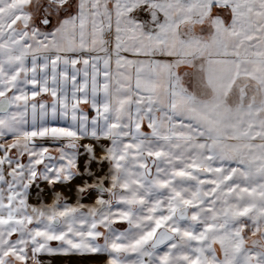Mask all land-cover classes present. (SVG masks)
Wrapping results in <instances>:
<instances>
[{
  "label": "crops",
  "instance_id": "crops-1",
  "mask_svg": "<svg viewBox=\"0 0 264 264\" xmlns=\"http://www.w3.org/2000/svg\"><path fill=\"white\" fill-rule=\"evenodd\" d=\"M31 1L3 0L0 10L4 11L1 10L0 17L5 14V21L0 20V25L2 22L7 25L15 17L26 21L30 15L25 5ZM68 1L71 0H54L61 5ZM77 6L81 12L77 13L75 23L64 21L55 40H38L31 28L25 32L19 30L20 33L12 36L13 41L23 46L28 43L31 51L44 53L46 57H86L92 50L94 71L98 75L94 83L95 104L102 113L105 108L110 117L122 116L125 121L130 117L135 123H144L142 131L145 133L149 132L146 118L151 116L155 130L165 138L163 144L171 163L155 157L151 159L152 155L147 152L138 157L132 156L126 146L113 143L121 149L125 161L119 164L117 159L109 160L110 170L114 169L109 191L112 202L90 207L92 201L79 203V193L71 196L63 190L42 199L38 207L52 212L51 219L42 225L47 233L45 244L49 239L53 245L57 243L52 239L53 233L48 231L52 221H56L54 228L57 236L66 224L68 230H72L74 221L71 218L76 214L81 216V221L76 222L77 227L84 220H93L90 212L97 216L94 223H102L100 216L109 219L111 210L120 207L122 193L129 202V211L118 218L128 219L134 212L139 218L134 223L143 225L149 222L152 213H144L141 201H150V189L146 186L151 178H140V175L134 178L129 174V178L118 180L116 171L119 166L125 171L146 170L147 175L157 168L164 169L168 184L174 187L181 184L183 171L205 170L203 179L207 186H213L208 196L215 194L214 187H219L212 217L229 218L245 211V187L248 185L255 187L252 192L254 201L262 202L264 0H75L74 8ZM6 35L0 33V41L5 42ZM10 54L6 53L5 44L0 47V58L23 56L18 51ZM198 59L202 80L200 94L194 90L192 80L182 81V68L186 67L183 72L190 74V69L197 67ZM103 63L110 65L108 86L102 81V74H107L108 70ZM23 118L0 113V124L22 128L24 124L21 122L30 121ZM97 127H103L102 120ZM108 132L111 133L112 129L109 128ZM10 141H13L12 145H22L24 136H0V147ZM49 152L58 154L56 151ZM97 155L103 159V154L97 152ZM2 157L3 153H0ZM17 157L26 160V156L19 155L18 150L12 148L11 158L15 161ZM137 164L141 167L135 168ZM170 172L171 175H168ZM155 179L160 185V177H154L153 181ZM19 187L20 178L16 172H10L8 165L0 167V264H24L21 254L31 255L32 242L37 235L34 222L43 220V216L33 208L35 201L26 193L17 196L16 189ZM106 187L102 196L108 194ZM119 187L122 192L118 191ZM172 191L178 193L175 188ZM65 198L70 207L64 212L56 210L57 202L63 204ZM64 213L70 217L67 222ZM153 225L151 223L147 231L128 232V238L121 242H118L119 237L109 240L111 234H106L107 226H104L93 233L91 239L97 245H106L102 253H111L107 264H115L119 251L131 254L130 251L135 250L133 245L138 247L140 240L153 231ZM77 242L87 244V236H78ZM158 244L164 245L161 242ZM182 250L188 251V245L179 246L181 257L174 255V264H186L182 261V253H185ZM141 257L142 252L131 264H137ZM44 259L49 260L48 257ZM91 262L89 256L50 258V264ZM29 264L38 262L33 257Z\"/></svg>",
  "mask_w": 264,
  "mask_h": 264
},
{
  "label": "snow or ice",
  "instance_id": "snow-or-ice-1",
  "mask_svg": "<svg viewBox=\"0 0 264 264\" xmlns=\"http://www.w3.org/2000/svg\"><path fill=\"white\" fill-rule=\"evenodd\" d=\"M37 5L39 0H36ZM3 0H0V4ZM54 0H49V5L45 6L46 15L42 16L37 24H33L34 35L38 40L48 41L49 38L55 40L56 33L61 30V26L64 21L71 20L75 23L77 13L81 12L79 6L76 9L71 10L69 14V5L53 6ZM55 17V21L54 18ZM45 68L44 71H48L47 61H55L56 56L44 58ZM87 59V58H86ZM79 63L76 57H68L64 61L65 67L60 69L59 63H57L53 69L54 72L63 71L66 80H70L72 87V96L69 97L67 90L64 91L55 90L52 93L48 92V83L45 79L43 83L39 79H32L30 92L26 91L25 96L31 95L35 98L41 95L51 94L54 97L53 102L39 101L31 105L32 120L29 124L27 120L22 128H17L9 124L5 127L0 124V136H15L23 134L24 143L6 145L0 147V153H3V157L0 158V167L4 165L9 166L10 172L15 171L20 178V187L16 189L17 196L25 194L30 197L36 203L33 208L37 210L38 215L43 216L42 221L34 222L36 227V238L32 242L31 255L21 254L24 260V264H29V261L34 257L38 264H50V258L52 257H70L76 255L78 257L89 256L92 258L91 264H107L109 255L103 254L102 249L106 248V245H97L92 239L91 235L99 230L100 227H106V234L110 233L109 240L119 237V241L126 240L127 233L133 230L140 232L147 231L150 224L154 222L155 215L166 214V212H172L168 217L169 220H176L177 223L183 220L192 219L196 222H200L199 206L203 205L205 211L208 213L211 219V213L215 211L213 203L215 200V194L211 197H206L204 200L197 203H189L190 197L185 198V203L188 205V209L193 211L189 213L187 209H181L179 211H173L171 205L167 209H155L152 207L154 201H141V207L144 213H152L149 222L141 224L138 221L139 218L133 212L129 215L128 219H119L118 217L129 211V202L123 198L125 193H122L121 200L119 201L120 207L118 209L111 210V216L109 219L99 217L103 222L94 223L97 219L96 214L90 212L89 216L93 217L92 221L84 220L77 227L78 221H81L80 214H76L73 219L72 230L69 231L67 224L65 228L61 230L59 236L55 235L54 225L56 221H52V225L48 228L49 232L53 233L52 239H55L57 243L52 244V240L49 239L45 244L47 233L44 231L42 225L51 219L52 212L48 209H41L38 207L40 201L49 196H53L58 190L68 193L71 196H76L79 193L78 202L84 203L85 201H92L90 207H95L102 201V192L106 186H111L112 178L110 170V161L105 155L104 159H101L97 155V152L105 154L108 152L109 147L118 142L119 145L126 146L129 153L132 156L138 157L139 154L147 152L149 155L154 156L157 160H164L165 163L170 164L168 159L167 148L163 144L162 137L157 130H155L152 123L151 116L146 118V125L149 128V132L142 131L145 126L144 123H135L129 117L128 121H125L124 117H110L107 113H102L98 105L93 101L89 105L92 116H88L87 112H81L75 107L76 102L80 101V96L84 95L77 87V80L75 76L77 71L74 69L72 73L67 71V68L73 64ZM56 77L53 75V83H55ZM19 98V97H18ZM71 101V103H70ZM83 102L87 103V100ZM9 105L0 103V113H5ZM71 109V112H70ZM102 120L103 127H97V124ZM64 128L68 130L69 135L63 137H51L44 133L46 129ZM111 128L112 132L109 133L108 129ZM91 134L89 135V130ZM151 136L152 139H145V137ZM71 137H77L75 144L70 143ZM59 141H64L60 143ZM107 141V143H105ZM155 146V147H154ZM16 148L19 155L26 156V160H17L11 158V149ZM159 148L160 150H157ZM49 149H55L57 155H52ZM117 157L114 155L112 160ZM135 168L141 167L137 164ZM156 172L160 177V184L164 187L168 186V181L165 178V170L157 168ZM171 175V173H168ZM91 178V179H89ZM179 193H170L169 199H172L174 195ZM139 195V193H138ZM163 203V200H161ZM87 206V205H86ZM67 199L63 204L57 202L55 209L60 212H64L65 208H69ZM74 212L75 209L72 208ZM70 219L67 213H64V220L67 222ZM203 223H207L204 221ZM116 226H119L118 228ZM175 227V225H173ZM179 228L176 231L179 232ZM83 238L87 236V244H80L77 242V237ZM169 241L174 246L176 243L175 236H169L167 240L161 243L167 244ZM159 244L152 242L149 246L142 249V252L147 253L149 260L145 261V264H173V254L171 251L168 255L160 254L153 260L155 255L154 249L159 248ZM36 249H39L38 251ZM44 257H48L49 260H45ZM258 264H264V252L258 254Z\"/></svg>",
  "mask_w": 264,
  "mask_h": 264
},
{
  "label": "rangeland",
  "instance_id": "rangeland-1",
  "mask_svg": "<svg viewBox=\"0 0 264 264\" xmlns=\"http://www.w3.org/2000/svg\"><path fill=\"white\" fill-rule=\"evenodd\" d=\"M66 4L69 5L68 11L70 14L71 10L75 9V0L68 1ZM48 5L49 0H39L38 5L36 0H32L31 3L25 5V10H27L30 17L24 22L21 21L20 18L18 19V17H15V19L13 18L9 20V24L7 23V25H5L6 23H3L5 21L3 20V15L5 14L0 17V20L3 21L0 25V33L7 34L5 42L0 41V47L3 48L5 44L6 53L10 54L18 51V54H23V56H11V58H9L10 56H6L0 58V98L6 96L11 100V106L5 112L6 115L15 114L17 117L24 116L23 119L28 118V120H30L28 121L29 124L31 123L33 112L31 105L39 101H54V97L51 94L41 95L35 98L31 97V95L25 96V92H30L31 90L32 86L30 81L32 79H39L42 83L46 79L49 93H52L55 90L64 91L66 88L69 97L72 96L73 85L71 81L66 80L63 71H53L57 63H59L60 69L65 67L64 61L68 58L67 56L60 57L55 55V61H47L49 62V70L45 72L44 68L46 61L44 58H47L45 54H36L34 50L31 51L28 43L23 46L22 43L14 42L12 39V36L16 33H20L19 30H22V32L24 30L25 32L26 30H31L33 24L38 25L41 17L46 15L45 6ZM53 6L62 5L54 2ZM1 10L0 12L4 11ZM53 18L55 21V17ZM91 45L92 43H90V46ZM70 57H76V55H70ZM76 58L79 60V63H73L67 68L69 73H72L74 69L77 71V75L75 76V79L78 82L77 87L82 93H84V95L80 96V101L76 102L75 107L81 112H87L88 116H92L89 105L93 103L94 83L98 76L97 74L95 75L94 71L95 59L93 58L92 50H89L86 57L80 56ZM196 62L197 67L193 70L190 69V74H185L183 71L186 67H183V75H181L182 81L189 82L192 80L193 83H195V86L193 85L194 90L196 89L199 91L202 89L201 71L198 66L200 60L198 59ZM103 65L105 67L107 66L108 70L107 74H102V81L104 83L106 82L105 85L108 86L111 77V74H108V72H110V65L106 63H103ZM53 75L56 77L55 83H53ZM105 92L107 95L109 94V90ZM84 100H87V103L83 102ZM105 112L104 108L103 113ZM21 123L25 124V122ZM44 133L51 137H63L69 135L68 130L64 128L46 129L44 130ZM88 134H91V129ZM77 139V137H71L70 143L75 144ZM59 142L64 143V141ZM12 143L13 141H10L7 145H12ZM105 143H107V141H105ZM114 143L117 144L118 142ZM50 150L56 151L55 149H49V151ZM105 155L108 157V160H111L115 155L119 164L125 161L123 152H121V149L117 145L115 146L112 144L109 147V152L102 155L103 159ZM150 158L153 159L154 156H150ZM116 172L118 180L126 177L129 178V174L134 178L139 177V175L140 178L142 176H144V178H151L148 182L150 186L147 185L146 188L150 189L149 198L150 201H154L152 206H155V209H167L168 206L171 205L173 211L187 209L189 213H191L193 210L188 209V205L185 203V198L190 197L189 203H197L199 205L200 200L210 197V195L208 196V193L211 194L213 188V186L209 187L206 185L205 180L203 179L205 170L202 169L183 171L181 175L182 182L175 187L171 184L164 187L161 184L158 185L156 179L153 181L154 177H159L156 170L151 172V175H147L146 170L140 172L131 170L125 171L119 166ZM111 187L112 186L106 187L108 189V194L103 195V199L100 203L110 204L112 202L109 192ZM174 188L178 190L180 197L177 198V195L179 194H176L172 199H169V194L173 193L172 190H174ZM214 188L213 192L216 194L218 192L217 188L219 187ZM245 188L247 206L245 211H242V213L237 216L229 218L211 216L210 219L209 215H206L205 207L203 205L199 206L200 222L188 219L177 223L176 220L168 219L172 212L157 215L153 222L155 225L152 229L153 231L147 233V235L140 240L138 247L133 245L135 250L130 251L131 254L127 255L124 251H119L118 259L115 261V264H131L133 261H137L138 256L141 255L142 249L149 246L152 242L158 244L165 241L169 236L176 237L175 245L173 246L172 242L169 241L167 244L163 243L164 245H160L159 248L154 249L155 255L152 257L153 260H155L156 256L160 254L167 256L169 251L172 252L173 257L174 255L178 257L180 255L179 246L187 244L188 251L182 250L185 252L184 255L182 253V261L186 264H258V254L264 252V187H261L263 201L259 203L254 201L255 198L252 195L255 187L248 185ZM118 191L122 192L121 187L118 188ZM161 200H163V203H161ZM204 221H207V223H203ZM173 225H175V227ZM176 228L180 229L179 232L176 231ZM142 253L143 257H141V260L138 261L137 264H145V261L149 260L147 253Z\"/></svg>",
  "mask_w": 264,
  "mask_h": 264
},
{
  "label": "water",
  "instance_id": "water-1",
  "mask_svg": "<svg viewBox=\"0 0 264 264\" xmlns=\"http://www.w3.org/2000/svg\"><path fill=\"white\" fill-rule=\"evenodd\" d=\"M0 103H3L5 105H9L10 106L9 99L6 96H3V97L0 98ZM8 109H9V107H8Z\"/></svg>",
  "mask_w": 264,
  "mask_h": 264
}]
</instances>
